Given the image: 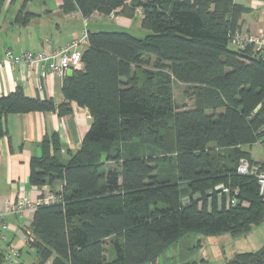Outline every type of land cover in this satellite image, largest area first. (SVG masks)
I'll use <instances>...</instances> for the list:
<instances>
[{
	"label": "trees",
	"instance_id": "obj_1",
	"mask_svg": "<svg viewBox=\"0 0 264 264\" xmlns=\"http://www.w3.org/2000/svg\"><path fill=\"white\" fill-rule=\"evenodd\" d=\"M60 10L139 12L151 34L87 32L61 104L20 89L0 97V139L9 114L68 116L73 102L92 119L66 162L52 138L30 159L29 185L60 197L33 212L34 264H145L189 235L239 238L260 226L264 198L236 173L241 159L253 162L242 146L264 147V61L230 42L247 9L234 0H61ZM173 83L191 89V109L176 106ZM222 187L237 190V204H226ZM225 264H264V245Z\"/></svg>",
	"mask_w": 264,
	"mask_h": 264
},
{
	"label": "crops",
	"instance_id": "obj_2",
	"mask_svg": "<svg viewBox=\"0 0 264 264\" xmlns=\"http://www.w3.org/2000/svg\"><path fill=\"white\" fill-rule=\"evenodd\" d=\"M234 2L247 9L240 18L238 31L241 34L264 35L263 14L259 13L264 0ZM60 5L61 0H0V55L6 50L14 54L40 51L45 40H50L54 46L64 45L73 39H80L84 32L104 31L105 19L112 23V28L125 32L130 31L136 21L140 26L139 12L133 20L116 14L104 17L96 13L83 18L78 10L62 13ZM85 48L86 45H80L78 50L82 52ZM64 77H68L66 73L64 76L44 73L38 85L23 66L12 67L4 63L0 67V97L20 89L26 97L51 99L58 105L64 101L61 92ZM70 107L72 113L62 117L51 111L9 114L5 117L6 135L0 139V214H3L7 201L14 203L25 198L35 203L40 193L48 191V187L35 188L28 183L30 159L40 155V143L44 138L53 139L52 147L58 148L57 155L64 162L80 148L92 119L87 109L73 102ZM252 146H242L241 150L247 152L244 148L250 150ZM249 156L253 162L264 161V153L258 159H253L250 153ZM59 187V184L55 185V189ZM32 216L33 213L28 212L1 218L9 225V230L6 233L7 243L0 245V252L7 247L17 249L20 264L36 261L34 250L23 244L25 234L30 232Z\"/></svg>",
	"mask_w": 264,
	"mask_h": 264
},
{
	"label": "built area",
	"instance_id": "obj_3",
	"mask_svg": "<svg viewBox=\"0 0 264 264\" xmlns=\"http://www.w3.org/2000/svg\"><path fill=\"white\" fill-rule=\"evenodd\" d=\"M87 34L84 32L80 39H73L70 42L54 46L50 40L44 41V47L40 51H25L19 54H14L9 50L4 51L0 55V67L4 63L10 66H23L29 74H32L40 85V79L44 73H52L64 76L68 70H79L82 68L80 45H86ZM230 42L234 47L245 48L251 47L257 56L264 61V35L262 34H241L236 31L230 38ZM238 175L251 177L255 180L258 188V195L264 198V161L250 162L246 159H241L236 167ZM222 195L226 197L227 205H235L238 203L237 190L230 191L227 187L220 189ZM60 199L59 196L53 193H45L42 199H37L35 203L27 201L25 198H20L12 203L7 201L3 208V214H0V245L7 243V231L9 225L2 221V216H21L25 213H33L39 204H49ZM246 206L245 202L241 203ZM33 241L30 232H27L23 238L24 246H29ZM3 255V264H20L19 252L17 249L7 247L1 250Z\"/></svg>",
	"mask_w": 264,
	"mask_h": 264
},
{
	"label": "rangeland",
	"instance_id": "obj_4",
	"mask_svg": "<svg viewBox=\"0 0 264 264\" xmlns=\"http://www.w3.org/2000/svg\"><path fill=\"white\" fill-rule=\"evenodd\" d=\"M259 13L264 22V6ZM261 14V15H262ZM104 31H122L120 29L112 28L111 22L103 20ZM129 34L136 38L142 39L151 34L150 31L142 29L138 26V22H134L133 28L128 31ZM229 48L235 50L232 45ZM191 89H187L185 85L173 83V99L176 106L185 110L193 107V101L189 97ZM249 152L253 159H258L263 156L264 150L261 145H254L250 150L244 148ZM158 163V162H157ZM117 163H106V167L116 168ZM155 164H153L154 166ZM157 169H167L166 165H157ZM181 197L186 200L185 186L180 187ZM264 245V222L252 228L250 233L239 238H232L227 234L216 236H199L189 235L181 238L176 243L172 244L168 249L156 258L154 263L148 262L145 264H225L231 260L234 255L239 253L255 252ZM36 261L33 260L34 264ZM31 263V262H30ZM45 264H51V260Z\"/></svg>",
	"mask_w": 264,
	"mask_h": 264
},
{
	"label": "water",
	"instance_id": "obj_5",
	"mask_svg": "<svg viewBox=\"0 0 264 264\" xmlns=\"http://www.w3.org/2000/svg\"><path fill=\"white\" fill-rule=\"evenodd\" d=\"M72 73H73V71L72 70H68L67 72H66V76H71L72 75ZM152 263H154V261H152Z\"/></svg>",
	"mask_w": 264,
	"mask_h": 264
}]
</instances>
